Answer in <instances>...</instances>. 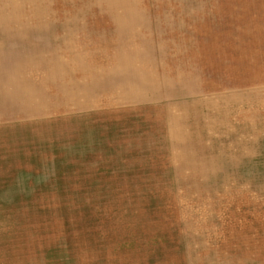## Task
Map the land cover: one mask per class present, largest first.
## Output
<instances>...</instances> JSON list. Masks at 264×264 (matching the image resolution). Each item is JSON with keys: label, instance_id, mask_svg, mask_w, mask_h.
<instances>
[{"label": "rangeland", "instance_id": "1", "mask_svg": "<svg viewBox=\"0 0 264 264\" xmlns=\"http://www.w3.org/2000/svg\"><path fill=\"white\" fill-rule=\"evenodd\" d=\"M0 264H264V0H0Z\"/></svg>", "mask_w": 264, "mask_h": 264}]
</instances>
